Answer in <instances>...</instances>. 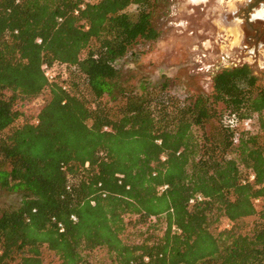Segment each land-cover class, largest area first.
<instances>
[{
  "label": "trees",
  "instance_id": "trees-1",
  "mask_svg": "<svg viewBox=\"0 0 264 264\" xmlns=\"http://www.w3.org/2000/svg\"><path fill=\"white\" fill-rule=\"evenodd\" d=\"M154 4L0 0V188L19 195L0 208V264H89L95 248L111 264H264V76L244 62L208 93L120 84L117 61L158 35Z\"/></svg>",
  "mask_w": 264,
  "mask_h": 264
},
{
  "label": "rangeland",
  "instance_id": "rangeland-1",
  "mask_svg": "<svg viewBox=\"0 0 264 264\" xmlns=\"http://www.w3.org/2000/svg\"><path fill=\"white\" fill-rule=\"evenodd\" d=\"M247 1L155 0L152 22L158 35L154 40L140 41L117 61L120 84L131 86L144 79L153 86L165 82L178 94L208 93L218 70L244 62L255 74L264 76V43L257 55L243 52L246 43L237 11ZM257 8L254 15L264 12V3ZM43 98L25 103L22 108L32 114ZM18 200V193L0 188V208L14 206ZM252 219L243 220L242 232L249 231ZM87 258L89 264H111L104 248L93 249Z\"/></svg>",
  "mask_w": 264,
  "mask_h": 264
},
{
  "label": "flooded vegetation",
  "instance_id": "flooded-vegetation-1",
  "mask_svg": "<svg viewBox=\"0 0 264 264\" xmlns=\"http://www.w3.org/2000/svg\"><path fill=\"white\" fill-rule=\"evenodd\" d=\"M262 3L264 0H248L244 7H240L237 11L238 16L241 17L242 38L246 43L243 45L246 48L243 52L249 50L253 55L264 50L260 47L264 43V19L254 15V11Z\"/></svg>",
  "mask_w": 264,
  "mask_h": 264
},
{
  "label": "built area",
  "instance_id": "built-area-1",
  "mask_svg": "<svg viewBox=\"0 0 264 264\" xmlns=\"http://www.w3.org/2000/svg\"><path fill=\"white\" fill-rule=\"evenodd\" d=\"M81 6H83V4ZM74 12L77 13L78 11L75 10ZM37 41H40V39H38ZM40 68L42 70V73H43L45 79L48 82H52V81L56 80L57 78H61L62 80H64L67 76V73L64 71L63 67L56 61H42ZM62 88L66 89V83L64 81L62 82ZM236 120L237 119L235 118L234 115H231L228 118L227 125L230 128V130H232L234 128ZM240 123L244 128H254V130L256 131L258 128L257 115L253 114L247 118H244ZM156 142L160 143V140L157 139ZM161 157L164 158V156H161ZM252 178H253V173H250L249 179H252ZM165 187H166V185H163L160 187V189L163 190ZM198 198L200 199L201 197L198 196ZM190 201H192V199ZM253 201L256 205H258V203L260 202L259 198H255V199H253ZM71 218L74 219L75 216L71 215ZM222 223H223V226L225 228H228L230 226V221H228L226 218L222 219ZM58 226L60 227L59 228L60 230L63 229L61 223H58Z\"/></svg>",
  "mask_w": 264,
  "mask_h": 264
},
{
  "label": "clouds",
  "instance_id": "clouds-1",
  "mask_svg": "<svg viewBox=\"0 0 264 264\" xmlns=\"http://www.w3.org/2000/svg\"><path fill=\"white\" fill-rule=\"evenodd\" d=\"M194 2H195V0H194ZM256 15L259 16L260 18L264 19V12H259ZM254 19H255V17H254Z\"/></svg>",
  "mask_w": 264,
  "mask_h": 264
}]
</instances>
